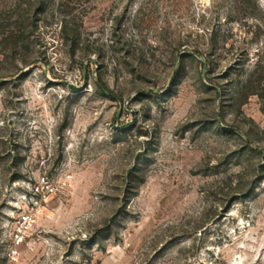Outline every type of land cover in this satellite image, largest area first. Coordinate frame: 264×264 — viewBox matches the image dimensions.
I'll return each mask as SVG.
<instances>
[{
	"label": "rangeland",
	"instance_id": "obj_1",
	"mask_svg": "<svg viewBox=\"0 0 264 264\" xmlns=\"http://www.w3.org/2000/svg\"><path fill=\"white\" fill-rule=\"evenodd\" d=\"M0 264H264V0H0Z\"/></svg>",
	"mask_w": 264,
	"mask_h": 264
},
{
	"label": "trees",
	"instance_id": "obj_2",
	"mask_svg": "<svg viewBox=\"0 0 264 264\" xmlns=\"http://www.w3.org/2000/svg\"><path fill=\"white\" fill-rule=\"evenodd\" d=\"M101 88H102V89H103L105 92H107V93H108V91H109V90L107 89V87H106V86L102 85V86H101Z\"/></svg>",
	"mask_w": 264,
	"mask_h": 264
},
{
	"label": "built area",
	"instance_id": "obj_3",
	"mask_svg": "<svg viewBox=\"0 0 264 264\" xmlns=\"http://www.w3.org/2000/svg\"><path fill=\"white\" fill-rule=\"evenodd\" d=\"M28 216H24V218L26 219Z\"/></svg>",
	"mask_w": 264,
	"mask_h": 264
}]
</instances>
